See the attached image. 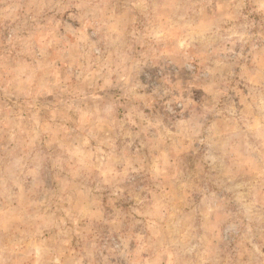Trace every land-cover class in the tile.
Returning <instances> with one entry per match:
<instances>
[{
    "label": "rangeland",
    "instance_id": "obj_1",
    "mask_svg": "<svg viewBox=\"0 0 264 264\" xmlns=\"http://www.w3.org/2000/svg\"><path fill=\"white\" fill-rule=\"evenodd\" d=\"M0 264H264V0H0Z\"/></svg>",
    "mask_w": 264,
    "mask_h": 264
}]
</instances>
